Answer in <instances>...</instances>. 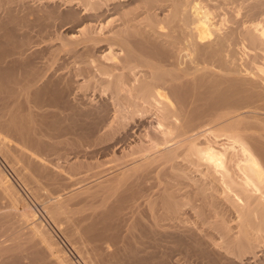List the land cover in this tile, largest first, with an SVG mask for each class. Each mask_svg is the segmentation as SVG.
<instances>
[{"label":"bare ground","instance_id":"6f19581e","mask_svg":"<svg viewBox=\"0 0 264 264\" xmlns=\"http://www.w3.org/2000/svg\"><path fill=\"white\" fill-rule=\"evenodd\" d=\"M57 122H90L109 147L133 136L131 158L84 190L45 191L37 174L62 178L46 155ZM0 158L89 264L125 231L142 251L140 223L178 237L165 264H264V0H0ZM92 191L83 230L109 236L90 247L72 202ZM5 198L0 237L28 228L0 239V264H73L0 167Z\"/></svg>","mask_w":264,"mask_h":264},{"label":"rangeland","instance_id":"374dc122","mask_svg":"<svg viewBox=\"0 0 264 264\" xmlns=\"http://www.w3.org/2000/svg\"><path fill=\"white\" fill-rule=\"evenodd\" d=\"M41 59H38L40 61L37 60L36 63L41 64L44 61H46V58H41ZM17 63H19V62H17ZM67 123H68V125H67ZM70 123L71 122H66V123L65 122H57L56 125H54V124L50 125V127L54 126V127H52V129H54V130L57 127V129H56L57 133L55 132L56 130L53 131L51 129V133L52 134L56 133V134L52 135V139L46 138L47 139V144H49L48 145V150L46 151V155L47 156L49 155L48 157L50 159L54 160L56 162V164H59L57 162H60V166H61L60 167L61 168V172L60 173H61V177L62 178H58V179L55 178L54 180H56V181H54L53 179H48L45 176L43 177V175H40V174L36 175L39 179H41L42 183L44 184V187L45 188L47 187L45 191H49L50 190L53 193L57 192V193H55V195H64V194H66V192H68L69 190L71 191L73 188L74 189L76 188L77 190H80L79 188L84 187L83 189L81 188L82 190H84V189L87 188L86 186H88V187H89V185L91 186V184H89V183L93 182V184H94L96 179L101 178V177L104 178V177L111 176V174H114L113 172H115V169H116V172H117V170H119L118 168L122 166V165L119 164L121 162V160H118L119 163L117 164V162H118L117 159L120 156H125L124 159L125 158L127 159V157H128V159L131 158V156H128V152L125 151V150L129 149L128 146H126L127 142L130 143V141H131V143H133V145L135 144V142H133V140H132V139H134L133 136L128 138V139H131V140H127V141L125 140V141H123L121 143H118L117 144L118 146H114V147H109L112 143H114V138L113 139H109L108 137H105V138H108V139L104 138L103 140H105V141H103V142L98 141L100 139V138H98V140L96 141V144H94L95 143V141H94L95 136L91 137L92 133H90V131H91V123L90 122H72L71 124ZM39 124H41V122H39ZM62 124L65 125L64 128H63ZM130 124L134 126L131 131L134 132L133 134H136V135L138 133L140 134V132L145 134V132H144L145 131V127L149 128V127L152 126L151 124L157 125L156 122H146V123H144V122H130ZM142 124H144V126ZM38 127H39V130H40V128H42V129L44 128L45 129V127L42 124L39 125ZM60 128L62 129V132H60L61 131ZM100 140H102V139H100ZM53 141H54V144H53ZM87 143H88L89 146L87 145ZM82 144H85V145H83L84 147L82 146ZM103 147H104V149H103ZM119 147H122V148L120 149ZM107 148H108V150H107ZM123 148H125V150ZM53 157L56 158V160L53 159ZM70 161H71V163L73 162L72 163L73 166H69L68 165V163H70ZM0 163H1L0 167L4 170L6 175L15 184L16 188L24 196L26 201L29 202L30 206L35 209L34 210L32 208L34 210V212H35L36 221H39V222L43 223L50 230V232L53 235V237L55 239L57 238V241L60 243V245L66 251V253H67L68 257L71 259L72 263L73 264H89L88 261H85L84 259H82L81 257L78 256V254L73 250L72 246L69 245L68 241H66V238L63 235L60 234V232L57 230V228L52 223H50L48 218L45 216V213H42L43 211L37 205L36 201L34 199H32V196H31L30 192L27 190V187L25 186L23 181L21 182V179H19V177L16 176V173L9 167V165L7 163H5V161L3 159H1V158H0ZM52 163L53 162H51V164ZM60 168H58L59 171H60ZM133 176H135V175H133ZM93 179H95V180L93 181ZM132 179H134V177L132 178V176H131L129 178L130 181L127 180L125 183H123L122 186H121V189L128 190V193L132 192V190H133L132 189L133 188V186H132V184H133L132 181L133 180ZM79 180H81V181H79ZM77 181H78V183L74 185V183L77 182ZM152 181H154V180L151 179L150 182H152ZM152 184H153V182L151 184L148 182L145 187L144 186H141V187H143V188L147 187V189L149 191L150 186H147V185H152ZM70 186H71V188L68 189ZM157 188L158 187L152 188V189H150L149 192L156 191ZM86 193H88V194H86ZM86 193H82V195L80 194L81 197L78 196L77 197L78 199L76 198L77 200L75 199L72 202L73 206H75L76 208H79V206H80L81 211L84 209L82 212H78V214H76L77 217L79 216V218H80L79 222H80V224L82 226H84V228L81 227L82 228L81 229L78 226V224H79L78 221L76 223V226H77V228L80 231L81 230L84 231V232H82V231L81 232L84 233L83 237H85L84 239L86 241L88 240V238L90 236V238H92L94 240H98L97 242L93 240V243H95V244L102 243V241L104 242L106 240L105 238H107L109 236V233H107V232L104 233V231L103 232L102 231L99 232V230L98 231L96 230L97 232L96 231H93V232L98 233V234H100V233L102 234L103 233L102 234V235H104L103 238L101 237V235H97V234H95V235H97L96 237H92L89 231L87 232L86 230H83V229H85L88 226L89 220L91 221V217H89V215L91 213V208H90L89 205L92 202L97 203L100 200V198L102 197V192L101 191H100V193L98 192L100 195L97 192H94V191H92V193L91 192H86ZM93 197H95L97 199V201H96L95 198L93 199ZM79 199H82V200H79ZM8 201H9V198L1 199V203L2 204H0V212H6V211L10 210V207H9L10 204H8V203H10V201L9 202ZM87 202H89V204ZM85 204H87V205H85ZM84 205H85V207L86 206L87 207L86 208L83 207ZM6 206H7V208H6ZM22 206L23 205L20 204V208L21 209H22ZM3 208H5V209H3ZM85 209H86V211H85ZM87 216L89 217V220H88ZM104 222L105 221H102L101 224L97 223L98 224L97 225L98 228L96 226L94 229H101V227H103L102 225L106 224V222H105V224H104ZM107 223H108V220H107ZM141 225H142V227H141L142 231L141 232H143L145 236L142 237V239H141L140 235H139L140 233L136 232V234L139 235V238H140L139 240L142 241L141 244L143 243V245L140 244V246L143 248L144 251L141 249L142 251H140L136 255L132 254V252L130 251V246L133 245L132 244L133 243V239L131 240V238H130L132 236V232L128 231L129 233H131V235L130 234L128 235L127 234L128 232L125 231V232H123L122 235H120V237L118 238V242L116 244L109 243L112 246H109L108 248L106 247L107 250H105V252L107 254L105 253V255L103 256L105 258L104 261H106V262H104L103 264H105V263L106 264H133L135 262L134 258L137 260V263H140L141 261H139V259L140 258L143 259L147 255H148L147 257H150L151 260L149 262L148 261H144V262L142 261V264L143 263L144 264L145 263L152 264L153 262H154L153 264H158V262H159L158 260L159 259L162 260V261H160L161 263H159V264H165V263H163V260H164L163 256H165V258H166V255H165L166 252H167L166 253L167 255L168 254L173 255L175 259L177 257L181 256L182 248H181L180 241H178L179 240L178 237H176L174 235H170L169 236L167 233H163V232H159V233L158 232L157 233L152 232L148 227L147 228L149 230L146 228L144 223H140L138 225V227L141 226ZM27 228H28L27 225H25V226H21V227L17 226L15 229H16L17 234H19V233H21V231L22 232L26 231ZM143 230H147V233L145 231H143ZM16 232L9 231L8 233H6L5 236L4 235L1 236L0 239L2 238L3 240H5L9 233L16 235ZM93 232H91V233H93ZM86 233L87 234L89 233V235H87ZM105 234H107L108 236L105 237ZM90 238L87 241L89 246L92 244V243L90 244V240H91ZM125 241L126 242L128 241L127 242L128 244ZM119 244L122 247L121 249H120V247H117ZM125 244L127 245V247L129 249L126 247ZM114 246H116L117 248L114 247ZM123 247L124 248L126 247V248L124 249ZM173 247L176 248V249H174ZM108 249H109V251L111 250V252H109ZM115 249H117V250L119 249L120 251L118 250L117 251L118 253L114 252ZM128 250H129V252H128ZM118 259H120V260H118ZM33 264H45V262L42 261V260H35L33 262Z\"/></svg>","mask_w":264,"mask_h":264}]
</instances>
